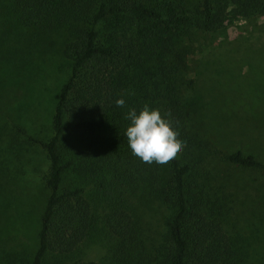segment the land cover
Returning a JSON list of instances; mask_svg holds the SVG:
<instances>
[{
    "label": "trees",
    "instance_id": "16d2710c",
    "mask_svg": "<svg viewBox=\"0 0 264 264\" xmlns=\"http://www.w3.org/2000/svg\"><path fill=\"white\" fill-rule=\"evenodd\" d=\"M13 1L25 21L41 24L42 31L49 29V22L57 15L55 6H68L66 18L62 15L65 20L77 18L83 8L81 0ZM84 1L89 17L86 26L75 29L61 50L69 61V73L57 92L51 136L40 142L49 164L45 179L48 195L39 217L36 248L27 264H98L49 260L52 255L61 257L78 249L97 220V207L107 209L101 224L103 233L115 242L113 261L144 264L147 254L125 198L129 188L142 182L171 208L164 224L162 264H234L233 247L222 225V206L207 196L201 166L206 155L251 170H264V160L239 149L218 151L222 137L204 130V120L198 127L192 122L195 105L181 103L174 76L184 64L179 48L188 35L187 28L192 25L204 34L220 31L231 12L229 7L239 10L241 16L264 0H201L199 19L194 24L177 13L180 0ZM127 24L136 25L139 35L148 34L160 51L144 92L153 97L162 115L170 114L167 118L186 144L179 159L167 165L143 163L127 144L125 131L130 121L126 114L133 108L139 113L143 107L139 99L121 92L125 65L140 51L133 36L123 32ZM144 42L153 49L150 51L157 50ZM162 53L168 55L166 59L161 58ZM120 98L125 100L123 108L115 104ZM67 141L68 146L64 144ZM69 171L81 181V187L62 186ZM86 188L89 195L84 193Z\"/></svg>",
    "mask_w": 264,
    "mask_h": 264
},
{
    "label": "rangeland",
    "instance_id": "374dc122",
    "mask_svg": "<svg viewBox=\"0 0 264 264\" xmlns=\"http://www.w3.org/2000/svg\"><path fill=\"white\" fill-rule=\"evenodd\" d=\"M81 5L78 17L66 20L68 6H55L57 15L42 31L41 24L25 21L13 0H0V264H27L36 248L39 217L48 195L49 164L40 142L51 136L57 92L69 73V61L61 50L89 17L84 0ZM200 7L201 0H180L177 13L194 24ZM229 10L220 31L204 34L192 25L187 28L190 35L184 36L179 48L184 64L174 82L181 103L195 105L196 127L204 120V130L222 137L218 151L239 149L264 160V2L251 5L246 15ZM125 30L140 51L125 65L121 92L143 106L158 108L144 88L160 51L148 34L136 32V25L127 24ZM145 40L157 50L150 51ZM167 56L162 53L161 58ZM69 141L64 144L70 145ZM201 174L207 196L222 206V225L233 247L234 264H264V170L241 168L206 155ZM80 183L69 171L62 186L81 187ZM89 192L86 188L84 193ZM125 198L147 254L144 264L164 263V224L170 206L144 182L129 188ZM105 214L107 209L97 207V220L78 249L49 260L118 264L111 257L114 239L102 230Z\"/></svg>",
    "mask_w": 264,
    "mask_h": 264
},
{
    "label": "clouds",
    "instance_id": "9594fccd",
    "mask_svg": "<svg viewBox=\"0 0 264 264\" xmlns=\"http://www.w3.org/2000/svg\"><path fill=\"white\" fill-rule=\"evenodd\" d=\"M117 107H125L123 98L115 101ZM162 115L160 109L150 108L145 104L137 113L129 109L126 119L130 121L126 128L127 144L133 156L143 163L167 165L177 160L182 154L186 144L179 139V132L173 127L172 121Z\"/></svg>",
    "mask_w": 264,
    "mask_h": 264
}]
</instances>
